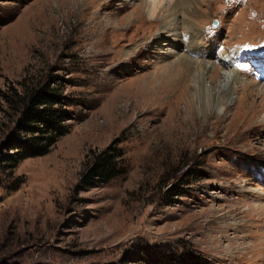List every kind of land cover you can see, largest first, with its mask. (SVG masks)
<instances>
[{
    "label": "rangeland",
    "instance_id": "1",
    "mask_svg": "<svg viewBox=\"0 0 264 264\" xmlns=\"http://www.w3.org/2000/svg\"><path fill=\"white\" fill-rule=\"evenodd\" d=\"M148 2L0 0V94L52 74L74 102L48 154L12 176L0 156V264H143L152 254L264 264V0H161L153 18ZM203 42L201 64L240 84L230 92L208 73L210 94L227 98L185 122L165 72L177 57L200 61L188 53ZM110 145L126 173L80 186L87 154Z\"/></svg>",
    "mask_w": 264,
    "mask_h": 264
},
{
    "label": "trees",
    "instance_id": "2",
    "mask_svg": "<svg viewBox=\"0 0 264 264\" xmlns=\"http://www.w3.org/2000/svg\"><path fill=\"white\" fill-rule=\"evenodd\" d=\"M64 81L58 76L30 81L23 88L10 87L0 97V156L9 175L21 162L45 156L67 133L73 117L74 102L64 93ZM3 126V127H2ZM127 170L124 153L116 145L86 156L79 183L83 188L105 186ZM15 186L12 190L17 189ZM183 195V194H181ZM143 264H201L200 258L180 254H152Z\"/></svg>",
    "mask_w": 264,
    "mask_h": 264
},
{
    "label": "bare ground",
    "instance_id": "3",
    "mask_svg": "<svg viewBox=\"0 0 264 264\" xmlns=\"http://www.w3.org/2000/svg\"><path fill=\"white\" fill-rule=\"evenodd\" d=\"M151 1L152 2H148L149 3V10L147 12L149 14L148 16L151 17V18H153V15L155 14L156 10L161 6V0H159L157 3L154 2L153 0H151ZM182 1H184V0H182ZM150 10H152V11H150ZM182 22L183 21L181 19V23ZM174 25H176V24H170V25H168V27H165V28L162 27L161 30L157 33V35L155 34L154 37H151L150 38L151 39L150 43L152 45H155V48H150L149 50H146L145 56L147 55L149 57V54L151 52V49H156L157 50L156 46H158V43H160L161 40L164 39V36H166V37H170L171 36L169 30H171ZM179 28L181 30H184L182 28L181 24L179 25ZM190 31H192V33L194 35V37L193 36H190V39L192 38V40H194L193 38H195L198 35V32H197V35H195L196 34L195 33L196 32L195 30H190ZM187 34H189V32ZM165 41H166L165 43H166V45H168V47L171 46L174 50H178L177 47L174 46V44L171 43V41H169L168 39H165ZM176 44H178V43H176ZM179 45L182 46V43H180ZM187 45H185V47H187ZM208 47H210V46L207 45L205 42H203L202 45H200V47L197 46V45H195V49H192L191 48L192 50L189 53L186 51L188 53V57L191 58V59H194V61L197 58H199L200 61L198 60V61H195V62H200V64H197V63L189 60L186 57L180 58L179 60H178V57H177V60L178 61L176 60V62H174V63H171L170 62V63L167 64V65H169L171 67H167L166 70H168V71L165 72V73L166 74H170L169 77H170L172 86L174 87V90L175 91H179L180 93H183V95L179 98L178 101L175 102L174 105H177V107H178L180 105V103H183L184 106H183L181 112L186 117L185 118V122H188L190 120V116H192L191 114H192L193 109L198 110V112H199L200 115H203L204 117H208V116H210L212 114V110H214L220 104V101L219 100L222 99V98L223 99H226L227 98L226 95L224 97L223 95L220 96L219 94L217 96L210 94L209 88L207 87V85L205 83L206 82V78L208 79V77H207L208 76V73H211V74L214 73L215 74V78H214V79H216L215 85L217 83H221V81H223V84L224 85H228L230 83L229 84L230 85L229 87L231 89V90H229L230 92L231 91L233 92L235 90V85H237L238 83L240 84L238 77L234 76L233 73H229V72H226V71H223L222 72L214 64H213L214 66L213 65L207 66V65L201 64V63H204L203 58L206 56V54H208L207 58L211 56V51L208 49ZM140 48L143 51L144 45L141 44ZM225 56L228 57V55H224L223 53H221L220 58L218 60L223 61L224 62V63L222 62L223 65L228 66V64L226 63L228 59L225 58L226 59V61H225V59H224ZM98 58H100V57H98ZM207 64H212V63H207ZM214 67H216V69ZM227 69L228 70H231L229 67H227ZM223 70H225V69H223ZM193 71H195V72H193ZM242 79L245 80L244 78H242ZM168 80L169 79H167V82H168ZM210 83L212 84V82H210ZM212 85L213 86L211 87V89L214 90L215 85L214 84H212ZM171 89H172V87H171ZM189 91L194 96V97H192V101L190 100V102H189V100L186 101V99L184 98V94L186 92H189ZM262 91H263V88H262ZM144 97H146V96H144ZM155 101L156 100L154 99V103H155ZM196 105H197V108H196ZM171 106H173V105L170 104L167 107H171ZM176 109H175V111H176Z\"/></svg>",
    "mask_w": 264,
    "mask_h": 264
},
{
    "label": "water",
    "instance_id": "4",
    "mask_svg": "<svg viewBox=\"0 0 264 264\" xmlns=\"http://www.w3.org/2000/svg\"><path fill=\"white\" fill-rule=\"evenodd\" d=\"M216 25H217V21H214V22H213V26H216Z\"/></svg>",
    "mask_w": 264,
    "mask_h": 264
}]
</instances>
